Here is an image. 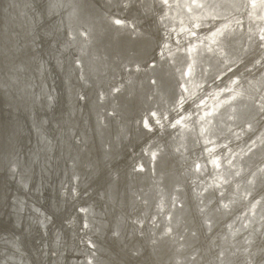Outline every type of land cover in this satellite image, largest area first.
Here are the masks:
<instances>
[{
  "label": "bare ground",
  "instance_id": "1",
  "mask_svg": "<svg viewBox=\"0 0 264 264\" xmlns=\"http://www.w3.org/2000/svg\"><path fill=\"white\" fill-rule=\"evenodd\" d=\"M50 1L47 6H51L54 13L63 12L73 35L72 42L61 47L70 64L61 58L55 62L65 79L71 70L64 84L65 94L72 95L81 87L78 98L85 97L86 90L94 104L89 111L86 97L84 105L82 101L79 104L88 117L78 109L59 113V95L43 91V96L37 97L33 91L35 80L27 82L31 88L29 96V92L27 95L21 92L23 97L30 98L24 103L26 97L20 98L12 61L21 62L20 58L26 53L24 43L34 36L28 27L12 26L15 21L9 16V30L14 40L0 45V208L7 206L4 218L0 214V233H5L12 245L0 243V264H29L20 244L22 241L27 246L25 234L20 238L19 226L12 216L15 191L9 189L5 178L12 177V171L16 175L12 165L16 167L17 160L30 162L27 160L30 155L35 168L41 165L46 170L43 162H60L59 170L62 168L64 172L63 162L69 164L70 175L63 173L59 183L69 177L75 181L72 192H68L71 197L78 196L80 189L95 190L96 205L88 202L92 206L85 208L87 220L83 217L86 226L91 225L92 234L82 235L80 240L94 244L95 236V241L100 238L103 243H98L95 260L90 253L86 255L90 260L87 264H97L98 259L104 260L101 264H130V255L124 252L129 247L139 249L132 253L134 264H264V184L263 192L256 195L251 192L258 177H264V0H103V20L96 15L94 0ZM3 2H6V12H3L6 15L22 12L23 9L14 10V6L35 5L34 0ZM118 11L123 17L115 14ZM30 16L39 18L34 13ZM107 16L120 22L121 27L113 28ZM61 31L62 27L57 29L60 34ZM121 34L127 38L123 45L118 42ZM19 37L24 40L17 44ZM174 39L178 43L172 41ZM151 40L155 41V46L151 53H145ZM81 58L85 62L82 72L78 70ZM153 61L154 65L148 67ZM257 62L260 64L255 67ZM175 83L177 93L170 95L171 85L174 87ZM38 85L41 86V80ZM118 88H121L118 94L111 92ZM94 92L103 98L106 93L108 96L104 102L95 103ZM252 107L257 110L253 112ZM106 108L113 110L112 120L95 124L93 116L104 118ZM134 109L142 112L147 121L151 112L156 116L155 127L150 121L146 122V128H152L148 134L139 130L138 124L142 125L143 119L140 121L138 116L132 120L133 127H128ZM180 109L183 110L179 112ZM13 113L30 118L29 128L34 140L31 152L23 151L24 147L16 144L26 143L17 139L20 130L15 137L11 136L15 122H7L6 115L16 117ZM87 124L88 127L93 124V131H88ZM15 155L17 160L6 162ZM135 156L138 160L133 168L147 163L151 169L132 174L133 168L127 165ZM5 166L8 170H2ZM52 174V178H56L54 168ZM28 175L32 176L31 170L17 174L29 190ZM126 177L136 183L128 180L126 184ZM194 180H199L202 186L193 187ZM232 184L234 189H231ZM213 190L230 194L228 200H221L219 204L221 208L227 204L229 207L221 214L211 206L210 213L206 211L209 218L204 217L206 212L199 210L194 197L206 191L201 195L205 198ZM29 199L22 205L24 216ZM152 200L174 208L166 211L165 220H161L150 238H139L134 229L129 230L134 226L124 215L136 208V214L134 209L132 211L134 216L139 215L138 221L146 219L151 223L155 214L149 219L140 214H151ZM182 200L185 203L176 207ZM51 208L55 215L63 211ZM34 213L37 219L33 224L48 229L51 223L49 229L52 228V219H46L39 209ZM119 214L122 221H116ZM243 214L241 227L249 230L251 224L258 222L254 229H263V234L244 233L241 238L237 232L240 225H237L231 229L230 241L224 239L222 230H218L220 224L230 216L231 222ZM208 219L217 220L214 223L218 224L204 225ZM55 239L50 243L54 253L46 256L47 264L65 261L61 259L64 247H59L57 236ZM241 239H245L243 248ZM42 253H46L44 249ZM44 257L42 255L43 262Z\"/></svg>",
  "mask_w": 264,
  "mask_h": 264
},
{
  "label": "water",
  "instance_id": "2",
  "mask_svg": "<svg viewBox=\"0 0 264 264\" xmlns=\"http://www.w3.org/2000/svg\"><path fill=\"white\" fill-rule=\"evenodd\" d=\"M3 1L4 0H1L0 4H2ZM18 1L22 2V0H18ZM102 1L103 0H94L93 1V8L98 13L96 15L101 19L105 15V9L103 8V2ZM50 2H51L50 0H34L35 5H38V6H35V5L34 6H14V10H16V9H19V10L23 9V10H22V12L16 11L15 14H12V15H6L3 13V12H6L5 11L6 10V5H5L6 2H3V5L0 6V16H2V20L0 17V45H1V42H6V43L10 44L14 40L13 37L11 36V31L9 30L10 21L8 20L9 16H13L15 23L11 24L12 26L18 25V26H23V28L28 27V29H30L32 31V34L34 36V38H32L30 40V42L24 43V49L26 50V53L23 54L24 58H20V59H22L21 62H18V61L16 62V61L11 60L12 63L15 62V66H14L15 70L14 71H15L16 78L18 79V85H19V89H20L19 92L20 93L22 92L23 95H27V93L29 92V94H28V96H29L31 88H28L27 82L30 80H35L36 89L33 87V91L37 93V97L43 96V93H42L43 91H45L47 93L48 92L57 93L59 95V97H60L59 100L61 102V106H59L60 107L59 113H60V111H62L63 113H66L67 109H72V111H76V109H78L79 111H81V113H83L84 116L88 117V114H86V111H82V109L80 110V106H79V104H81V101H82V104L84 105V100L86 97L87 104L89 105V103H90V106H88V111H89V107L92 108V104H94V103H92V101H90L91 98L89 97V94L87 93V91L86 90L84 91V92H86L85 97H80V99L78 98V96H79L78 92H79V90H81V87H77L75 89V93H73L72 95L65 94V88H64L65 85L64 84H65V81L68 79V76L70 75L71 70L68 71L67 77H66L67 79H65L64 78V72H60L61 69H59V66L55 62L58 61L59 58L67 60L68 62L70 61L69 59H66L67 56L61 51V47L62 46H68L69 42H72L71 39H72L73 35L71 34L70 27L65 22V19L63 17V12H61V13L52 12L50 10L51 6H47V4L50 5ZM25 10L29 11V13H27V15H26V13L23 14ZM30 13H34V14L38 15L39 18L31 17ZM115 14L123 17V15L120 11L115 12ZM23 15H25L24 18H23ZM29 16H30V18H29ZM61 17L63 19H61ZM107 17L109 19L110 25L113 28H117V30H118V28L121 27L120 22L115 21L114 19H111L109 16H107ZM60 20H62V21H60ZM167 20H169V22L172 21V19H170V18H167ZM60 27H62V31H61L62 34H60V32H57V29ZM130 27L133 29V26H130ZM23 40L24 39H22V37L16 38V43L20 44L23 42ZM172 41H175L176 43H178L175 39ZM118 42L120 45H123L125 42H127V38L125 36L123 37V34H121V37L120 36L118 37ZM154 42L155 41L151 40L150 43L145 47V53H149L152 50V48L155 46ZM140 52H143L142 48H141ZM61 54L64 56V58L61 56ZM147 56H148V54H147ZM80 60L82 61V65L80 64V62L78 63V65H80L78 70L79 71L81 70V72H82L83 70L81 68H83L82 66H83V64L85 65V62H83L82 58ZM9 62H10V59H9ZM148 62H150V61H148ZM154 63H155L154 61L151 62L148 65V67H152L154 65ZM69 64H70V62H69ZM191 72H192V69H191ZM193 73L195 75L194 68H193L192 74ZM40 80H41V86L38 85V82ZM43 80L45 83H43ZM218 81H220V80H218ZM78 84H79V82H78ZM120 89L121 88L114 89L111 92L118 94ZM202 90L200 91V93L202 92ZM228 92H230V90ZM22 93H21V95H22ZM176 93H177V87H176V83H175L174 87L171 85L170 95H173V94L175 95ZM23 95H22V97L20 96V98L26 97V96L23 97ZM106 96H108L107 93L105 94V96L103 98L102 95H100V93L94 92V102L98 103V101H99V103H102V102H104V100H106L105 99ZM27 97L25 98V100H23L24 103L28 102V100L30 99ZM184 105H185V103H184ZM24 107L27 110H29V107L27 105ZM252 109H253V107H252ZM182 110L183 109H180L179 112H181ZM254 110H257V108L254 107V109L252 111L254 112ZM250 112L251 111H249L247 116L250 114ZM142 114L143 113L139 112V110L138 111H136V109L132 110L131 116H130L129 122H128V127L132 126L133 118L135 116H138L140 121H142V119H143V124L142 125H141V123H140V125L138 124L139 130H142L146 134H148L147 131H152V128L148 129V128H146V125L150 121L153 124V126L155 127L154 118H156V116L151 112V114L147 117L148 118V121H147V119H144ZM157 114H158V116H161L160 115L161 112H158ZM112 115H114L113 110L106 108L104 111L105 117L102 118V115H100L99 118H95L93 116V118L95 119L94 122H95V124L98 125V122L103 123V121H106V120L109 121L110 119L112 120ZM13 116H16V117H12V114L6 115V121L7 122H9V121L15 122V124H14V126L10 132L11 136L15 137L20 130V135L17 137V139L21 138V140L23 142H26V143L25 144L16 143V144L18 146H21V148L24 147L23 151H26V152L33 151L34 140H33V136H32V133L30 131V128H29V124H30V121L28 120L29 117L24 118V116H18V113H13ZM87 127H88V124L86 125V128ZM94 129H95V127H94ZM90 130L93 131V124L89 125L88 131H90ZM23 133H25L26 135H22ZM84 140H85V138H84ZM30 141H31V143H30ZM56 142L58 143V141H56ZM153 142L154 141H152V143ZM13 148L15 150V146ZM73 151H74V155H75L76 149L73 148ZM142 154H143L142 156H144L143 152H142ZM11 157H12V159L8 158L6 162H14V160H17V158H18L16 155L11 156ZM27 160H29L30 162H26V161L20 162L17 160L15 162L16 167H14L12 165L13 170L16 172V175L12 171L13 176L5 178V180L7 182V185L10 186L9 189L12 191H15V194L12 197V205H11V210L13 211L12 216L14 217L13 221L17 224V226H19L17 233H20V238H21L22 233L25 234L24 240L27 243V246L22 241L20 242V244L24 250L25 257H26L27 261H29V264H47L48 258L46 256L49 254L51 257L54 253V250L50 247L51 246L50 243L52 242V240H54V242H55V240H56L55 236H57L59 238L58 239L59 247H62V246L64 247V248L63 247L62 248H63V251H65V252L61 258L62 260H65L63 264H70V262H71V264H87L86 261H88L89 259L88 260L86 259V255L89 253L92 255V259L95 260V257H97L96 253L98 252V249H99L98 246L100 245L98 243H99V241L102 242L103 240L100 238H96V241H95V236H93L94 239L92 240L93 242H95L94 244H91L89 241H86V240H84V241L80 240V237L82 235L92 234L91 225L86 226V223L83 222V217H84V220H87V215H86L87 209H90V207L92 206L91 203H88V202L92 201L94 203V205H96L98 197H96L94 199L95 190L93 188H90L87 191L83 190V191H85V192H83L82 189H80L81 193L78 196L71 197V193H68V192H72V185H74L75 181L69 177L68 179H66L64 181V183L63 182L59 183V180H62L63 173L65 174V176L70 175V169L67 167V165H69V164H67V162H63V164H64V172H63L62 168H60V170H59L60 162H52V163L43 162L44 167L46 169V170H44L41 167V165L39 167L37 166V168H35L36 163L33 162V156L32 155H30ZM137 160H138V157L135 156L133 162H130L127 165L128 168H133L134 162H136ZM157 161H158V158L155 159V162H157ZM54 164L57 165V167H54ZM146 164H145V166H141L137 169L133 168V170H130V172L134 175L146 173L147 170L151 169V165L149 164L146 166ZM8 166H10V165L8 164ZM8 166H5L4 168H2V170H4V169L8 170ZM53 168L55 170V175H56L55 176L56 178H54V179L52 178ZM11 170H12V168H11ZM30 170L32 172V176L28 175L29 178H27L28 183H29V190H28V189H25L24 184L19 181L17 174L19 172L24 174ZM25 178H26V176H25ZM262 178H263V181H261ZM124 180H125L126 184L129 182L136 183V180H133L131 178L126 177V178H124ZM128 180H129V182H127ZM202 184H201V182H199V180H194L192 185H193V187L199 188L202 186ZM253 184H254V186L251 189L252 195H256L258 193L263 192L261 186H263V184H264V177H261V179L258 177L256 183H253ZM62 186H64L63 191L61 189ZM101 186H99V187H101ZM24 191H25V193H24ZM210 191L211 190H208V192H210ZM205 192L206 191L201 192L200 194L197 193V197H194L196 199V201H198V208H200L199 210H203L205 212L208 210V212L210 213L209 207L212 206V208L215 209L214 211H218L222 214V212H224V209L225 210L228 209L229 204H227L226 206H223L224 208H221L219 206V204H221L220 203L221 200H228L230 198V194L228 192L224 191V193H220V192L215 193L213 190L210 194H208L204 198L201 195ZM5 197H6V195L4 196V198ZM28 197L31 199H29L30 200L29 202L27 200V206H25V209L27 210V212H26V216H24L21 214V209L23 208V206H22L23 203L25 204V199H27ZM151 202H152V205L149 208V210H151V214L150 215H148L146 213L140 214V215H143L144 218H148V219L151 218L152 214H155L156 217L151 218V220H150L151 223L147 222L146 219H144L142 222H139L137 219V217L139 215L134 216L137 213L136 208L129 209L126 212V214L124 215L125 219L127 221H129V223H131L134 226V228H132L125 221V223L128 226H130L129 230L134 229L135 235H137L139 238H150L152 236L153 230L155 228H158V226L162 223L161 220L162 219L165 220V216L167 214L166 211H168V210L170 211V210H172V208H174V206H172L171 209H169V207L167 208L166 203H162V204H160L159 202L154 203V200H152ZM0 203H1V201H0ZM142 203L144 204L143 201H142ZM181 203H185V202L182 200L181 202H177L175 204V206L180 207V205H182ZM165 204H166V208H165ZM200 205H201V207H200ZM51 206L57 207V209L60 208L63 211L61 213H57V215H55L52 211ZM130 206H133V204H131ZM85 208H87V209H85ZM6 209H7L6 205H4V206H2V208H0V214L3 218H4V214L6 212ZM38 209L40 211H42V213L46 219H52L53 224H52L51 229H49L51 223H49L48 229L47 228L42 229L41 226L39 228L36 224H33V220L37 219V215L34 212ZM132 209L135 210V214H133ZM208 212H206L205 214L207 215ZM206 215H204V217L209 218V215H207V216ZM187 216H185V217L187 218ZM9 217H10V215L7 216V218H9ZM24 217H26V220ZM221 217H223V216H220V218ZM243 217H244V214L242 216H238L235 220H232L231 222H230L231 216L228 217L226 220L224 219L225 221H223L220 224V227L218 228V230H222V234L224 236V239L227 238L230 241L231 229L236 228L237 225H240L241 223H243ZM121 219H122V217L120 214L118 216H116V221H118V220L122 221ZM190 219H188V220H189V223L191 224ZM29 220H31V222ZM82 222L84 223V226H85L84 229H82ZM214 222H217V220L211 219V220H209V222L207 224L205 222H203V224L209 225V226L210 225L214 226V225L218 224V223H214ZM257 224H258V222L255 223L254 225L251 224V228L249 230L241 227V225H240L237 227L238 228L237 232H240V234L242 235L241 238L243 237V235L249 234V233H251L252 235L255 233V236L260 235V234L262 235L264 226H263L262 230H261V228H257L258 230H255L254 228H256L255 225H257ZM19 229H22V231H19ZM30 229H31V231H30ZM13 231H15V230H13ZM246 232H248V233H246ZM129 235H130V233H129ZM192 235H195L194 232L192 233ZM14 237L19 238L17 236H14ZM241 240H243V239H241ZM229 241H227L226 243L230 244ZM244 241H245V239L243 240V243L241 244L242 245L241 248H243L244 245H246ZM9 242L12 245L11 240L8 237L6 238L5 233L4 234L0 233V243H3L4 245H10ZM141 242H143V241L141 240ZM148 244H150V243L148 242ZM229 247L231 248V246H229ZM43 249H44V252H46L45 254L42 253ZM137 250L139 251L138 247L136 248V250H131V248L129 247L126 251H124L125 253L128 252L130 255V260H131V262H129L130 264H134V261H133L134 260L133 259L134 254H132V253H134V252L136 253ZM115 252L118 253L119 249H116ZM229 252H230V250L228 251V253ZM178 254H179V252L177 251V255ZM218 254L219 253L217 251L216 255H218ZM238 254H239V252H238ZM42 255L45 256L44 262L42 259ZM182 255L184 257V252H182ZM218 257L219 256L215 257L214 261H217ZM222 257H224V256H222ZM101 261H104V260L98 259L97 264H101ZM105 261L108 262V260H105ZM149 263L151 264V262H149ZM199 264H205V263L200 262Z\"/></svg>",
  "mask_w": 264,
  "mask_h": 264
},
{
  "label": "rangeland",
  "instance_id": "3",
  "mask_svg": "<svg viewBox=\"0 0 264 264\" xmlns=\"http://www.w3.org/2000/svg\"><path fill=\"white\" fill-rule=\"evenodd\" d=\"M258 64H260V62H257V63L255 64V67L258 66ZM261 64H262V63H261ZM260 66H261V65H260ZM253 69H254V68H253ZM218 89H219V88H218ZM218 89H217V90H218ZM232 185H233V186H231V189H234L235 186H234V184H232ZM232 187H233V188H232Z\"/></svg>",
  "mask_w": 264,
  "mask_h": 264
}]
</instances>
